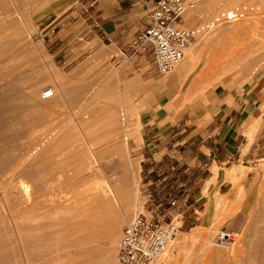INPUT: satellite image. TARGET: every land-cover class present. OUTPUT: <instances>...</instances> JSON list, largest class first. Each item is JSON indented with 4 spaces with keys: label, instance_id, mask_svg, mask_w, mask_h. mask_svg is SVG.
Wrapping results in <instances>:
<instances>
[{
    "label": "rangeland",
    "instance_id": "rangeland-1",
    "mask_svg": "<svg viewBox=\"0 0 264 264\" xmlns=\"http://www.w3.org/2000/svg\"><path fill=\"white\" fill-rule=\"evenodd\" d=\"M74 2L0 0V264H113V256L116 264L122 227L151 207L139 146L144 124L162 125L188 105L229 107L246 93L264 111V0H186L185 26L203 31L219 19L203 31L213 36L192 42L202 46L182 80L171 79L175 69L156 73L148 50L129 59L131 48L107 40L82 42L87 51L67 65L54 61L41 37L74 13ZM240 6L243 17L223 15ZM163 80L173 87H161ZM48 87L56 95L45 102L39 93ZM245 169V186L239 180L236 192L214 193L211 224L174 217L172 240L182 246H170L160 264H255L252 253L264 241V157ZM123 190L131 203L117 211ZM195 226L198 239L185 238ZM222 230L238 234L226 251L209 244Z\"/></svg>",
    "mask_w": 264,
    "mask_h": 264
},
{
    "label": "crops",
    "instance_id": "crops-1",
    "mask_svg": "<svg viewBox=\"0 0 264 264\" xmlns=\"http://www.w3.org/2000/svg\"><path fill=\"white\" fill-rule=\"evenodd\" d=\"M154 2L76 0L74 13L43 35L45 49L64 66L87 51L79 47L82 42L89 46L107 40L121 50L131 48L129 41L146 27ZM132 51L129 59L139 54ZM247 95L229 107L214 103L188 105L162 125L152 121L144 124L139 143L143 185L147 189L161 188L165 198L162 211L167 219L176 217L189 225H197L199 220L211 224L217 201V196L211 199L214 193L226 196L236 192L239 180V186H245L250 178L245 168L264 157V111L258 110ZM252 125L249 143L247 132ZM240 165L244 173L231 183V170ZM208 177L214 180L211 193L204 197L211 182Z\"/></svg>",
    "mask_w": 264,
    "mask_h": 264
},
{
    "label": "built area",
    "instance_id": "built-area-1",
    "mask_svg": "<svg viewBox=\"0 0 264 264\" xmlns=\"http://www.w3.org/2000/svg\"><path fill=\"white\" fill-rule=\"evenodd\" d=\"M186 4V0H155L148 13L146 27L130 43L134 54L146 50L150 52L152 64L159 75L163 76L175 68L199 32V28L184 25ZM246 9V6H240L223 15L228 20L240 18ZM41 38L43 41V35ZM54 94V88L48 87L42 89L39 96L46 100ZM147 190L146 202L151 206L147 210L148 215L144 212L133 215L122 227L116 248V264H154L179 229L174 218L167 219L162 211L165 199L161 188L155 186ZM174 203L175 200H172L171 204ZM236 236V232L222 230L209 244L214 249L226 250Z\"/></svg>",
    "mask_w": 264,
    "mask_h": 264
},
{
    "label": "bare ground",
    "instance_id": "bare-ground-1",
    "mask_svg": "<svg viewBox=\"0 0 264 264\" xmlns=\"http://www.w3.org/2000/svg\"><path fill=\"white\" fill-rule=\"evenodd\" d=\"M216 1V0H215ZM218 2H219V0H217ZM221 1V0H220ZM233 1H235V0H222V3H218L219 4V6H222L223 4H227V3H232ZM213 2V1H212ZM226 2V3H225ZM210 3V2H209ZM212 4V3H211ZM229 4H227V5H229ZM214 6H218L216 3L215 4H213ZM213 5H212V7H213ZM226 5V6H227ZM224 6V5H223ZM198 7V6H197ZM219 8V7H218ZM233 9V8H232ZM186 10H187V5H186V9H185V12H186ZM232 11V10H231ZM231 11H227V12H225L224 13V15H226L227 13H229V12H231ZM185 14V13H184ZM193 16V15H192ZM187 17V16H186ZM234 19H236V18H234ZM234 19H232V20H234ZM231 21V20H230ZM215 22H216V20H214V21H212L211 23H209V25H207L205 28H203V31L206 29V28H209L211 25H214L215 24ZM197 29V28H196ZM220 29H222V28H220ZM202 31V28H199V32L197 33V35H196V37H195V39L193 40V41H198L199 40V42L202 40L201 38H203V40L205 41H207L209 38H210V36H213V35H209L208 33V35H209V37H207V34H204L203 35V32ZM221 31V30H220ZM203 35V36H202ZM201 39V40H200ZM213 40V39H212ZM211 42V41H210ZM192 44V43H191ZM191 44H190V46H191ZM197 44V43H196ZM195 44V45H196ZM39 45V44H38ZM41 46H42V44H41ZM190 46L188 47V49L190 48ZM202 46V45H201ZM200 45L198 46V45H196V46H193V48L191 47L190 49H189V51H186V53H185V56L187 55V58L184 56L183 58H182V60L175 66V74H174V76L171 78L172 80H175V79H181L182 80V77H186L190 72H191V70H192V68H194V63H195V59H196V56H197V53H198V49L201 47ZM187 49V50H188ZM135 78L137 79V77L135 76ZM170 79V80H171ZM139 81V80H138ZM180 81V80H179ZM179 81H177V82H179ZM168 82H169V79H168ZM160 86L162 87H173V84H172V86L171 85H169V83H167V82H165V80H163V81H160ZM175 83V82H174ZM157 84H158V82H157ZM156 85V84H155ZM55 90V89H54ZM55 92H56V90H55ZM29 95V94H28ZM56 95V94H55ZM52 97H54V96H52ZM51 97V98H52ZM51 98H49V99H51ZM49 99H46V100H44L45 102L46 101H48ZM113 112V111H112ZM108 113H109V111H108ZM108 113H107V115H108ZM112 115V114H111ZM111 116L109 115V118H110ZM112 118V117H111ZM116 119V117H113V119ZM107 120H108V118H106ZM110 120V119H109ZM115 121V120H114ZM113 122V120L111 119V123ZM111 123L109 122V124L111 125ZM115 123H116V121H115ZM254 123H256V121L254 122ZM253 128H254V126L252 125V129H251V127H250V130H249V132H247V139H248V142L252 139V131H253ZM118 129V128H117ZM118 133V132H117ZM123 141V140H122ZM246 141V140H245ZM250 143V142H249ZM246 147V146H245ZM2 149V148H1ZM0 152H1V150H0ZM215 170V169H214ZM242 172V169H241V167H237V168H235V167H233V169L231 170V175L233 176V178H234V176L236 177V176H238V174L239 173H241ZM225 176H226V173H225ZM232 176H230L229 178H230V180L232 179ZM228 179V178H227ZM229 180V179H228ZM205 182V181H204ZM107 190V189H106ZM124 191V190H123ZM126 191V190H125ZM125 191L124 192H121V193H124L123 195L121 194L120 196H122V200H123V202L124 203H119V205L117 206V204H116V206H115V204H113L112 202H111V200H109V202L110 203H112L114 206H115V209L118 211V208H119V210L120 209H123L124 210V208H122V206L124 205V204H127L128 206H129V204L131 203V201H130V197H129V193H125ZM106 193V192H105ZM107 193L109 194V192L107 191ZM205 193V192H204ZM203 193V194H204ZM117 194H119V193H117ZM116 194V195H117ZM104 195H106V194H104ZM110 195V194H109ZM108 195V197L107 198H110V196ZM116 195H115V197L113 198L112 197V199H114V201H115V199H116ZM117 197H119V195L117 196ZM120 198V197H119ZM95 199H97V198H95ZM94 199V200H95ZM93 200V201H94ZM101 200V199H100ZM99 200V201H100ZM103 200V199H102ZM118 199H117V203H118ZM95 202H97L96 200L94 201V203ZM120 202H122V201H120ZM98 203V202H97ZM100 203V202H99ZM136 203V202H135ZM93 204V203H92ZM122 204V205H121ZM112 206V205H111ZM135 206V205H134ZM124 207H126V206H124ZM137 207V206H136ZM106 208V207H105ZM112 208H114V207H112ZM111 208V209H112ZM123 210H121V211H123ZM112 211V210H111ZM120 211V212H121ZM114 212V211H113ZM112 212V213H113ZM119 212V213H120ZM139 214V213H138ZM112 215V214H111ZM137 215V214H136ZM213 215H214V213H213ZM113 216V215H112ZM118 216H119V214H118ZM109 219H110V217H108ZM114 218V217H113ZM213 218V217H212ZM116 219V218H115ZM108 220V219H107ZM108 222V221H107ZM112 223L113 224V228L115 227V229H116V227H118L119 226V224H118V221H117V219L115 220V221H113V220H110L109 221V223ZM214 222V221H213ZM111 224V225H112ZM199 229H201L200 227H198V226H196V227H194V228H192L190 231H188V232H184L183 233V235H185L184 237L185 238H187V239H190L191 241H195V240H197L198 239V237H199ZM238 235V234H237ZM259 235H261L260 233H259ZM174 238V237H173ZM172 238V239H173ZM170 240L169 241V243L170 242H172L173 240ZM112 242V241H111ZM178 242V241H177ZM181 242V244H182V241H180ZM180 242H178V243H176V241H173V243L170 245V244H168V247H167V249L163 252V254L156 260V262L154 263V264H160V261L162 260V259H164V256H166L167 255V253H169L168 252V250H171V248L172 247H175L173 244H176V247L178 246V245H180V246H182L181 244H180ZM185 242V241H184ZM189 242V241H188ZM204 243V242H203ZM234 243V242H233ZM184 244V243H183ZM115 245V244H114ZM173 245V246H172ZM170 246H171V248H170ZM180 246H178L179 248H180ZM185 246V245H184ZM232 246V245H231ZM228 249H230V248H228ZM228 249H226V250H228ZM225 250V251H226ZM255 250V249H254ZM253 255H252V259L254 260V263L255 264H264V241H263V244H262V247L260 248V249H256V251L254 252V253H252ZM213 257V256H212ZM215 257V256H214ZM113 258L114 259H112V260H114V261H112V262H114L115 263V257L113 256ZM250 258V257H249ZM214 259V258H213ZM216 260H218V257H217V259ZM252 260V261H253ZM113 263V264H114Z\"/></svg>",
    "mask_w": 264,
    "mask_h": 264
},
{
    "label": "trees",
    "instance_id": "trees-1",
    "mask_svg": "<svg viewBox=\"0 0 264 264\" xmlns=\"http://www.w3.org/2000/svg\"><path fill=\"white\" fill-rule=\"evenodd\" d=\"M164 196V195H163Z\"/></svg>",
    "mask_w": 264,
    "mask_h": 264
}]
</instances>
